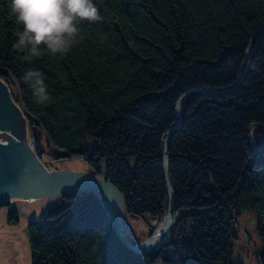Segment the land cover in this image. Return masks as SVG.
<instances>
[{
    "label": "trees",
    "instance_id": "1",
    "mask_svg": "<svg viewBox=\"0 0 264 264\" xmlns=\"http://www.w3.org/2000/svg\"><path fill=\"white\" fill-rule=\"evenodd\" d=\"M94 3L103 20L80 25L81 43L68 56L45 53L29 63L13 48L22 27L10 0H0V80L18 91L39 158L54 145L63 152L56 157L83 156L96 173L104 170L130 220L156 219L149 234L169 208L165 138L184 95L168 153L174 211L188 210L159 250L138 254L114 230L102 191L66 192L29 222L32 263L242 264L233 244L249 209L264 247V127L254 131L255 156L250 132L264 125V0ZM28 70L46 77L45 105L23 82ZM89 135L97 143L85 145ZM9 219L18 220L16 209Z\"/></svg>",
    "mask_w": 264,
    "mask_h": 264
},
{
    "label": "water",
    "instance_id": "2",
    "mask_svg": "<svg viewBox=\"0 0 264 264\" xmlns=\"http://www.w3.org/2000/svg\"><path fill=\"white\" fill-rule=\"evenodd\" d=\"M252 53V46L249 45L248 58L242 76L247 72L248 66L251 62ZM5 86L8 89V86L0 80V128L7 124L13 104V99L10 97L12 95H9ZM183 96H181V98ZM182 120L183 115L180 110L178 111V119L176 123L167 131L165 138L164 174L170 193L168 211L163 220L156 225L149 237H146L141 241H132L125 229L127 224H130V220L127 218L125 213L122 193L112 180L106 179L105 176L96 173L93 169L49 170L44 167V170L43 167H36L28 144L0 139V192H3L0 193V204L15 197L28 199L45 196H61L66 192L76 191L80 188H85L88 185L96 186L99 187L103 193L108 218L121 241L135 253H153L169 241L172 227L182 217L183 213L188 210V208L183 207L174 212L175 191L171 183L169 172L170 162L168 145L172 132L182 124ZM261 127H264V125L254 123L250 128L254 156L258 152V145L254 137V131L256 128ZM38 160L41 163H44L39 157ZM14 161H16L19 164V167L24 169L26 172L18 170L14 166ZM118 195L120 197V203L123 211L122 215L124 216L123 218H125V220L123 219L124 221L118 218L114 213L113 204ZM231 196L232 195L228 198ZM189 210L192 213H201L205 211L194 208ZM159 226H161V230L156 235V229Z\"/></svg>",
    "mask_w": 264,
    "mask_h": 264
},
{
    "label": "rangeland",
    "instance_id": "3",
    "mask_svg": "<svg viewBox=\"0 0 264 264\" xmlns=\"http://www.w3.org/2000/svg\"><path fill=\"white\" fill-rule=\"evenodd\" d=\"M7 91L9 95L12 93L14 94L13 96H10L12 97L11 99H13V104L7 124L0 128V139L28 144L36 167H43V169L45 167L49 170L93 169L90 162L83 156L62 155L56 157L55 154H62L63 152L60 149L56 150L54 145H50V151L53 154L49 151H45L43 153L44 163H41L38 160V153L32 146L34 137L30 121L27 120L21 102L19 101L18 91L12 86L8 88ZM90 140L97 143V137L89 135L86 138L85 145H94V143L89 142ZM101 175L105 176L103 173ZM80 189H94L98 192L101 191L99 187L92 185ZM37 199L38 200L35 199L36 201H27L23 198H12L8 203L0 205V264H33L32 245L28 229L29 222L32 219H40L55 203L57 204L62 200L61 196H45L38 197ZM41 200H49V206L43 207ZM12 209H16V215L18 216V220L13 222L9 219V212ZM151 223L155 224L156 219L152 217L147 219L141 216L135 217L130 220V224H127V233L129 236L131 235L133 239L135 238L139 239L138 241H141L146 237H149ZM239 223L241 226L239 227L240 237L236 239L233 246V260L236 262L240 261L242 264H260V255L263 252L264 247L257 231V212L254 209L247 210L240 217Z\"/></svg>",
    "mask_w": 264,
    "mask_h": 264
},
{
    "label": "clouds",
    "instance_id": "4",
    "mask_svg": "<svg viewBox=\"0 0 264 264\" xmlns=\"http://www.w3.org/2000/svg\"><path fill=\"white\" fill-rule=\"evenodd\" d=\"M10 14L22 27L13 48L24 53L23 59L29 63L45 53L68 56L81 43L80 25L103 20L94 0H10ZM22 79L34 103L45 105L50 100L43 72L28 70ZM181 99L174 102L177 111L182 110Z\"/></svg>",
    "mask_w": 264,
    "mask_h": 264
},
{
    "label": "bare ground",
    "instance_id": "5",
    "mask_svg": "<svg viewBox=\"0 0 264 264\" xmlns=\"http://www.w3.org/2000/svg\"><path fill=\"white\" fill-rule=\"evenodd\" d=\"M8 85V84H7ZM11 90V89H10ZM26 110V109H25ZM56 150H59V149H57V147L55 148ZM14 166L18 169V170H20V171H22V172H26L24 169H22L21 167H19V165L14 161ZM102 174V173H101ZM100 174V175H101ZM104 174V173H103ZM91 186V185H90ZM0 193H3V192H0ZM15 198H18V197H15ZM23 199H26L27 201H35V199L37 200V198H23ZM170 201V200H169ZM112 203H113V197H112ZM113 208H114V213H115V215H117V217L118 218H120L121 220H123L124 218V216L122 215L123 214V211H122V207H121V203H120V197H119V195H118V197H117V199L115 200V202H114V204H113ZM168 211V210H167ZM175 212V211H174ZM149 217V216H148ZM156 217V216H155ZM124 221V220H123ZM159 221H161V220H159ZM124 223V222H123ZM235 225V224H234ZM237 226V225H236ZM156 227V226H155ZM238 227V226H237ZM241 227V226H240ZM161 228V226H159L156 230H157V232H156V235L159 233V231L161 230L160 229ZM159 229V230H158ZM242 229H243V226H242ZM241 231V230H240ZM147 233V232H146ZM238 233V232H237ZM243 236V235H242ZM250 240V239H249ZM245 242V241H244ZM234 245V244H233ZM252 245V244H251ZM250 248V247H249ZM254 248V247H253ZM255 250V249H254ZM259 253V252H258Z\"/></svg>",
    "mask_w": 264,
    "mask_h": 264
},
{
    "label": "crops",
    "instance_id": "6",
    "mask_svg": "<svg viewBox=\"0 0 264 264\" xmlns=\"http://www.w3.org/2000/svg\"><path fill=\"white\" fill-rule=\"evenodd\" d=\"M38 200V199H37ZM36 201V200H35ZM42 201V200H41ZM49 200H44V201H42V205H43V207H45V206H49V202H48Z\"/></svg>",
    "mask_w": 264,
    "mask_h": 264
},
{
    "label": "built area",
    "instance_id": "7",
    "mask_svg": "<svg viewBox=\"0 0 264 264\" xmlns=\"http://www.w3.org/2000/svg\"><path fill=\"white\" fill-rule=\"evenodd\" d=\"M14 138H15V137H14ZM32 146H33V148H34V141H33V145H32ZM103 173L105 174V171H104V170H103Z\"/></svg>",
    "mask_w": 264,
    "mask_h": 264
}]
</instances>
